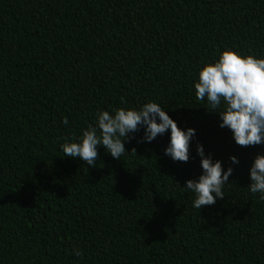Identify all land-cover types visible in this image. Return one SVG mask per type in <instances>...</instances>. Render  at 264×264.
<instances>
[{"label":"trees","instance_id":"obj_1","mask_svg":"<svg viewBox=\"0 0 264 264\" xmlns=\"http://www.w3.org/2000/svg\"><path fill=\"white\" fill-rule=\"evenodd\" d=\"M226 46L264 56V0H0V264H264L248 188L264 144H236L195 97ZM149 100L195 128L186 162L163 153L168 130L138 142L142 128L121 159L64 156L98 110ZM197 143L239 161L200 211L182 187L202 171Z\"/></svg>","mask_w":264,"mask_h":264},{"label":"clouds","instance_id":"obj_2","mask_svg":"<svg viewBox=\"0 0 264 264\" xmlns=\"http://www.w3.org/2000/svg\"><path fill=\"white\" fill-rule=\"evenodd\" d=\"M195 97L206 100L208 111L219 116V127H227L236 144L240 146L264 144V56L241 53L232 47H224L218 56L204 61L199 66L194 80ZM62 123L67 124L65 116ZM143 129L138 142L152 141L158 134L168 130L169 139L163 153L173 161L186 162L189 159L190 140L195 135L191 126L179 127L177 122L154 101L139 106H122L111 111L100 109L94 123L83 128L75 140L60 145L64 156L78 157L87 166L97 161V146H103L113 158L121 159L126 152L125 142L132 133ZM196 154L200 157L202 171L198 176L185 180L182 186L194 194L192 206L201 209L212 205L225 196L224 186L229 182L233 165L238 157L229 155L230 163L222 165L220 159L205 154L203 145L197 143ZM251 193H259L264 200V151L257 152L248 169ZM74 254H79L74 249Z\"/></svg>","mask_w":264,"mask_h":264}]
</instances>
